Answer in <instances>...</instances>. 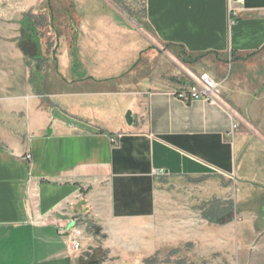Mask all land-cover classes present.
Here are the masks:
<instances>
[{
  "label": "crops",
  "instance_id": "0c3cea01",
  "mask_svg": "<svg viewBox=\"0 0 264 264\" xmlns=\"http://www.w3.org/2000/svg\"><path fill=\"white\" fill-rule=\"evenodd\" d=\"M202 75L220 102L172 95ZM261 234L264 0H0V264H264Z\"/></svg>",
  "mask_w": 264,
  "mask_h": 264
},
{
  "label": "built area",
  "instance_id": "2783aa9c",
  "mask_svg": "<svg viewBox=\"0 0 264 264\" xmlns=\"http://www.w3.org/2000/svg\"><path fill=\"white\" fill-rule=\"evenodd\" d=\"M230 2V0H228ZM236 3L242 4L244 0H235ZM192 84L186 89L174 92L172 95L180 101H204L207 103H217L219 100V85L206 75L200 77H191ZM29 160L27 156L25 158ZM63 234L66 231H62ZM70 251L78 253L81 249L82 233L80 230L73 229L69 234Z\"/></svg>",
  "mask_w": 264,
  "mask_h": 264
},
{
  "label": "rangeland",
  "instance_id": "374dc122",
  "mask_svg": "<svg viewBox=\"0 0 264 264\" xmlns=\"http://www.w3.org/2000/svg\"><path fill=\"white\" fill-rule=\"evenodd\" d=\"M229 61H230V59H229ZM177 66H179V68L182 67V65L179 64V63H177ZM221 81H223L222 82V85L218 88V91H219V100L218 101L219 102L223 99L222 98V87L225 86V85L227 86V83H230V77H227L226 80L223 79ZM237 188L238 187H236L235 189L233 187L230 188L228 190V192H226V195H229V197H231V198H237L238 195H242V194L244 195V193L245 194H248V192H247L248 191V188L247 187H242L243 189H241V190L239 188L238 189ZM169 189L170 188H168V187H161L160 188V194L162 196V200H160L159 206H160V209L163 210V211H168V208H169V204L166 203L167 198L164 197V196H167V194L169 193L168 192ZM238 190H239V192H238ZM163 220L164 221H167V215L166 214H163ZM179 238L180 239L175 242L178 247H183V245H185L186 242H188L189 240H192V236L189 237V236H187V234H185V235L181 234L179 236ZM261 238H264V234H261V235L258 236V239H261ZM258 239H256L254 241L255 244L259 242ZM254 248L255 247H253L251 249L250 254H249L250 256L248 257V261L250 262L249 264H251V261L253 259L252 258V255H255L256 254L255 253L256 251H254L255 250ZM166 252L168 253V251H166ZM183 252H185V251H183ZM89 257L91 258V260H90L91 262H97V264L104 263L105 262V259H106L101 253L98 252L96 254L94 252V250L93 251L91 250V254L89 255ZM164 258L165 257L163 256V257H161V259H157L156 261L151 262V264H162V263L166 262ZM252 264H253V262H252Z\"/></svg>",
  "mask_w": 264,
  "mask_h": 264
},
{
  "label": "water",
  "instance_id": "95a60500",
  "mask_svg": "<svg viewBox=\"0 0 264 264\" xmlns=\"http://www.w3.org/2000/svg\"><path fill=\"white\" fill-rule=\"evenodd\" d=\"M125 121L127 125H131L132 120H131V115L130 113L126 114ZM88 264H97V262H89Z\"/></svg>",
  "mask_w": 264,
  "mask_h": 264
},
{
  "label": "trees",
  "instance_id": "16d2710c",
  "mask_svg": "<svg viewBox=\"0 0 264 264\" xmlns=\"http://www.w3.org/2000/svg\"><path fill=\"white\" fill-rule=\"evenodd\" d=\"M187 59V60H186ZM186 59H184V58H180V60L183 62V63H188V62H190V61H194V60H189L188 58H186Z\"/></svg>",
  "mask_w": 264,
  "mask_h": 264
}]
</instances>
